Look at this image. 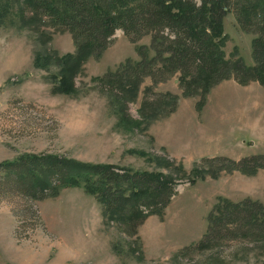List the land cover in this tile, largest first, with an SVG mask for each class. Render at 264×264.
Returning <instances> with one entry per match:
<instances>
[{
	"label": "rangeland",
	"instance_id": "1",
	"mask_svg": "<svg viewBox=\"0 0 264 264\" xmlns=\"http://www.w3.org/2000/svg\"><path fill=\"white\" fill-rule=\"evenodd\" d=\"M15 13L13 7L0 24V164L55 156L158 175L177 193L161 214L125 223L103 216L86 183L57 186L34 202L1 194L0 264H264V236L199 247L219 199L264 205V171L246 177L203 164L264 154V87L224 81L199 112L200 98L183 96L177 74L129 88L105 74L139 62L137 49L149 48L150 37L132 44L117 31L101 57L83 65L73 94H53L57 63L38 68L35 60L74 54L71 36L45 24L22 26ZM223 24L226 59L252 66L253 36L231 13Z\"/></svg>",
	"mask_w": 264,
	"mask_h": 264
},
{
	"label": "trees",
	"instance_id": "2",
	"mask_svg": "<svg viewBox=\"0 0 264 264\" xmlns=\"http://www.w3.org/2000/svg\"><path fill=\"white\" fill-rule=\"evenodd\" d=\"M13 7L22 26L45 24L71 36L74 54L35 60L38 68L54 60L57 63L60 71L53 79L57 84L53 94H73L74 79L83 65L89 58L99 59L117 31L132 44L150 37L149 48L137 49L139 62L127 60L123 67L105 74L109 80L128 81L129 88L144 78L157 84L177 74L183 96L200 98L195 105L199 112L209 90L224 81L264 87V0H0V24ZM229 13L243 33L253 36L252 66L240 58L226 59L223 21ZM203 162L216 166L213 172H239L246 177L264 171V154ZM116 169L55 156H23L0 164V199L14 194L34 202L55 195L57 186L86 183V192L102 206L103 216L125 223L161 214L177 193L173 181L161 176ZM194 183L195 179L189 185ZM247 234L264 236V205L251 199L239 203L219 199L207 217L199 247L218 240L235 241Z\"/></svg>",
	"mask_w": 264,
	"mask_h": 264
}]
</instances>
